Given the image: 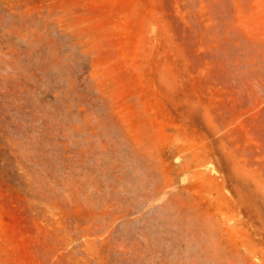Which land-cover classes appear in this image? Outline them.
Masks as SVG:
<instances>
[{
  "label": "rangeland",
  "instance_id": "obj_1",
  "mask_svg": "<svg viewBox=\"0 0 264 264\" xmlns=\"http://www.w3.org/2000/svg\"><path fill=\"white\" fill-rule=\"evenodd\" d=\"M0 264H264V0H0Z\"/></svg>",
  "mask_w": 264,
  "mask_h": 264
}]
</instances>
